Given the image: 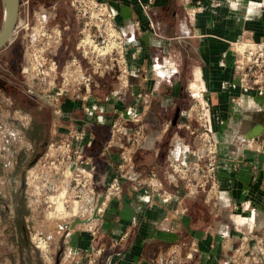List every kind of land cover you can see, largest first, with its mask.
Segmentation results:
<instances>
[{
	"label": "crops",
	"instance_id": "0c3cea01",
	"mask_svg": "<svg viewBox=\"0 0 264 264\" xmlns=\"http://www.w3.org/2000/svg\"><path fill=\"white\" fill-rule=\"evenodd\" d=\"M103 1L126 84L103 77L99 100L66 96L61 125L81 130L75 146L94 158L103 182L125 175L99 211L64 220L69 263L84 264L101 242L96 264H243L235 251L264 229V81L240 85L228 42L264 37V0ZM3 69L2 82L24 92L20 69ZM194 109L209 114L216 142L211 185L194 164L202 152ZM168 159L187 164L188 179Z\"/></svg>",
	"mask_w": 264,
	"mask_h": 264
},
{
	"label": "rangeland",
	"instance_id": "374dc122",
	"mask_svg": "<svg viewBox=\"0 0 264 264\" xmlns=\"http://www.w3.org/2000/svg\"><path fill=\"white\" fill-rule=\"evenodd\" d=\"M17 14L25 22L19 27L17 37L12 39L20 51L21 85L24 88L23 92L19 86L16 94L19 99L30 102L36 110H43L47 129L46 140L38 147L39 155L29 166L23 165L19 205L26 237L22 238L19 250L16 249L7 238L10 232L14 236L12 229L0 223V264H12L11 258L14 264H19V258L23 264H70L63 251L64 220L84 217L92 205L99 211L103 207L99 199L103 197L111 177L103 182V177L96 174L94 158L87 157L88 154L75 146L74 141L80 138L81 130L71 126L73 129L70 128V131L61 125L63 99L75 95L82 103L88 97L96 101L100 97L95 98L93 91L95 88L99 91L103 77L117 84L122 78L124 81L123 75L119 74V68L125 64L122 42L118 45V33L109 18H105L108 19L107 23L99 24L98 28L93 23L83 24L88 16L75 11L69 0H18ZM108 26L113 27L114 31ZM86 32L91 33L97 43L104 40V47L94 45L85 36ZM5 56L7 54L4 53L0 57L1 74L5 72L3 68H11ZM10 71L13 73V70ZM4 85L13 91L8 83ZM25 88L29 91H25ZM7 91H0V158L11 161L17 151L21 160L26 161L34 145V140L25 132L29 114L12 104L13 99ZM31 99H36L39 104ZM109 112L112 113L111 109ZM118 122L113 117L109 122L110 128L115 129ZM189 123L196 124V121L192 118ZM195 126V130L199 129L198 124ZM6 166L4 169L8 168ZM74 176L78 177L79 182ZM0 189L5 194L9 193L1 182ZM58 208L62 209V213ZM80 208L82 211H79ZM246 240L249 242L247 249L242 247L236 250L234 257L244 258L243 264H264V229L254 232ZM94 247L101 249L96 253ZM103 250L104 244L101 242L91 246L86 252L84 263L91 256L96 264Z\"/></svg>",
	"mask_w": 264,
	"mask_h": 264
},
{
	"label": "built area",
	"instance_id": "2783aa9c",
	"mask_svg": "<svg viewBox=\"0 0 264 264\" xmlns=\"http://www.w3.org/2000/svg\"><path fill=\"white\" fill-rule=\"evenodd\" d=\"M20 1L23 2L26 0ZM69 3L73 5L75 11L82 12L88 16L83 20V24L87 25L93 23L98 28L99 24H105L108 21V19L105 18H109L110 10L103 0H69ZM141 5L142 7L144 6L143 3ZM24 22L25 20L23 21V24ZM116 38L119 45L121 38L119 35H116ZM228 45L233 53L232 70L240 85L245 87H261L264 81V37L260 39H252L247 36H240L230 40ZM119 74H122L125 78L124 81H122V78L120 82L123 84L126 83L125 65L119 68ZM192 115L199 125V129H197V131L202 145V152L194 161V164H197V161L200 160L199 175L201 177V182H199H208L211 185L215 181L216 142L210 134L211 126L209 114L207 112L200 111L199 109H194ZM135 130L137 134L140 133V128L136 127ZM167 163L179 176L188 179L187 164L170 159H168ZM124 175L125 174L122 169H119L116 174L111 176L103 197H100L99 199V203H101V205L107 198H109L110 195L119 193L120 177H123ZM74 179H76V182H79L78 177L74 176ZM187 189L192 190L190 184L187 186ZM100 249L101 247H94L96 253L99 252ZM93 261L94 258L89 256L84 264H94Z\"/></svg>",
	"mask_w": 264,
	"mask_h": 264
},
{
	"label": "flooded vegetation",
	"instance_id": "af4514ba",
	"mask_svg": "<svg viewBox=\"0 0 264 264\" xmlns=\"http://www.w3.org/2000/svg\"><path fill=\"white\" fill-rule=\"evenodd\" d=\"M16 45L17 43H15V41L13 40L6 43L3 48L6 47L8 48L7 50L5 49V51L3 50L4 52L2 50H1L2 52L0 51V57L4 56V53L5 55L7 54L5 58L7 57V60L12 70L19 71L20 51L19 48L17 49ZM1 78L2 77L0 76V91L8 90L7 94H9L13 99L12 104H15V106L22 108V110L26 111L29 114V118L26 124L27 126H25L27 130L25 129V132L28 136H31V138L34 140V145L30 148L31 149L30 156L26 161L21 160L22 158L19 152L17 151L14 152L11 161H7L6 158L4 159L0 158V176H2V178H0V182L3 183V185H5L9 190V193L5 194L0 189V223H3V225L6 227L8 225L9 229H12L14 236L10 235L12 234L10 232L7 238L11 240L10 244H14L16 246V249L19 250L20 246L22 245V238L26 237L23 230V223L21 222V218H20L21 211L19 205V200H21L20 190L23 185L22 184L23 170H24L23 165L26 164V167L29 166L30 162L36 159V157L39 155L38 147L42 146L46 140V136H45V131L47 129L46 117L43 114L42 109L36 110L34 106L30 104V102L26 103V100L19 99L16 93L11 91L10 89H7V87L4 85V82H2ZM31 100H34L36 103L39 104V101H37L36 99H31ZM5 132H2V134H5ZM0 155H2L1 152ZM6 165H8V168L4 169ZM18 255H19V251H18ZM11 260H12V264H14L12 258ZM19 264H23V261L20 260V258H19Z\"/></svg>",
	"mask_w": 264,
	"mask_h": 264
},
{
	"label": "water",
	"instance_id": "95a60500",
	"mask_svg": "<svg viewBox=\"0 0 264 264\" xmlns=\"http://www.w3.org/2000/svg\"><path fill=\"white\" fill-rule=\"evenodd\" d=\"M18 0H0V48L10 42L23 24V17L17 14ZM55 256V261H56Z\"/></svg>",
	"mask_w": 264,
	"mask_h": 264
},
{
	"label": "bare ground",
	"instance_id": "6f19581e",
	"mask_svg": "<svg viewBox=\"0 0 264 264\" xmlns=\"http://www.w3.org/2000/svg\"><path fill=\"white\" fill-rule=\"evenodd\" d=\"M108 27H109L110 29H113V27H111V26H108ZM85 30H88V28H86ZM113 31H114V29H113ZM113 35H114V34H113ZM113 35H112V37H113ZM85 36H87V37L93 42L94 45H98V46L101 47V48L104 47V45H103L104 40H103L102 42H99V43L95 42L94 39L92 38V36L89 34V32H86V33H85ZM85 36H84V37H85ZM113 39L115 40L114 37H113ZM115 42H116V41H115ZM101 53H103V52H101ZM72 204H73V203H72ZM58 210H59L60 213H62V209H59V208H58ZM36 245H37V244H36Z\"/></svg>",
	"mask_w": 264,
	"mask_h": 264
}]
</instances>
